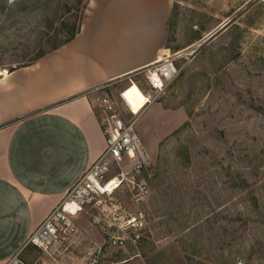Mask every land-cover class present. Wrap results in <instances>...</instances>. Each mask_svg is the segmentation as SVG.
Returning <instances> with one entry per match:
<instances>
[{
	"label": "rangeland",
	"instance_id": "1",
	"mask_svg": "<svg viewBox=\"0 0 264 264\" xmlns=\"http://www.w3.org/2000/svg\"><path fill=\"white\" fill-rule=\"evenodd\" d=\"M92 1L0 0V71L62 45ZM172 2L166 54L178 55L182 71L136 126L152 162L138 177L150 192L140 206L148 228L138 248L112 259L264 264V0ZM61 18L68 26L61 28ZM129 83L109 92L118 96ZM125 96L140 114V91ZM118 172L114 165L110 177ZM119 197L133 203L129 193Z\"/></svg>",
	"mask_w": 264,
	"mask_h": 264
},
{
	"label": "crops",
	"instance_id": "2",
	"mask_svg": "<svg viewBox=\"0 0 264 264\" xmlns=\"http://www.w3.org/2000/svg\"><path fill=\"white\" fill-rule=\"evenodd\" d=\"M172 10V0H93L73 41L0 76V264L104 152L97 98L167 55ZM77 222L101 238L86 215ZM36 250L27 263L50 264Z\"/></svg>",
	"mask_w": 264,
	"mask_h": 264
},
{
	"label": "built area",
	"instance_id": "3",
	"mask_svg": "<svg viewBox=\"0 0 264 264\" xmlns=\"http://www.w3.org/2000/svg\"><path fill=\"white\" fill-rule=\"evenodd\" d=\"M177 57L167 54L137 79H128V87L137 85L146 100L143 112L158 103L179 78L182 69ZM124 93L115 96L108 91L97 98L96 108L106 138L104 152L6 264H28L22 256L29 247L40 250L50 264H124L128 260L115 261L113 255L141 244L148 224L140 206L150 192L147 183L138 177L143 169L151 168L152 162L136 130L142 113L132 112L122 98ZM114 165L119 172L110 177ZM128 168L136 174L130 177ZM123 192L131 195L130 206L119 197ZM82 215L98 230L100 240L80 227L77 221Z\"/></svg>",
	"mask_w": 264,
	"mask_h": 264
},
{
	"label": "trees",
	"instance_id": "4",
	"mask_svg": "<svg viewBox=\"0 0 264 264\" xmlns=\"http://www.w3.org/2000/svg\"><path fill=\"white\" fill-rule=\"evenodd\" d=\"M64 6L67 7L66 9H69L68 4H65ZM68 13H69V15L73 14L71 9L68 10ZM65 19L66 18H61V19L57 20V22H59V21L61 22V28L65 27V26H68V24H66L67 22H66ZM82 25H83V22L80 20V22H78L77 24H75L73 26L71 32L69 33V36L67 38H65L66 40L62 43V45H60V46L59 45H55L51 51H48L47 48L42 47V48L38 49L36 52H34V54H32V55L26 54L25 56H23L22 59H24L26 61H29V63L28 64H24L22 67L33 65L34 63H36L40 59L44 58L48 54H50V53H52L54 51H57L58 49H60L64 45H66V44L70 43L71 41H73L79 35V33L81 32ZM10 71H12V70H10Z\"/></svg>",
	"mask_w": 264,
	"mask_h": 264
},
{
	"label": "bare ground",
	"instance_id": "5",
	"mask_svg": "<svg viewBox=\"0 0 264 264\" xmlns=\"http://www.w3.org/2000/svg\"><path fill=\"white\" fill-rule=\"evenodd\" d=\"M3 74V72L2 71H0V76ZM137 88L138 89V91H140V93L142 94V92H141V90L139 89V87L137 86V85H134L132 88ZM132 88H127V89H125L124 91H122V93H124V95L122 96V98H123V100H124V102L132 109V106L130 105V103H129V101H128V99L126 98V93H128L129 92V90H131ZM126 105V106H127ZM144 105V108H145V106H146V100H145V98H144V96H143V94H142V99L140 100V101H138V104H137V106L139 107V106H143ZM144 108H142V111H141V113L143 114L144 112H143V109ZM133 112V111H132Z\"/></svg>",
	"mask_w": 264,
	"mask_h": 264
},
{
	"label": "water",
	"instance_id": "6",
	"mask_svg": "<svg viewBox=\"0 0 264 264\" xmlns=\"http://www.w3.org/2000/svg\"><path fill=\"white\" fill-rule=\"evenodd\" d=\"M228 26H229V25L224 26L223 30H225ZM203 47H204V46H202L199 50H196V51L192 54V57H194L195 54H196L197 52H199Z\"/></svg>",
	"mask_w": 264,
	"mask_h": 264
}]
</instances>
